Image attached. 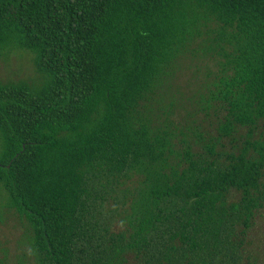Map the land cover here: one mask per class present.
Segmentation results:
<instances>
[{"label":"trees","instance_id":"trees-1","mask_svg":"<svg viewBox=\"0 0 264 264\" xmlns=\"http://www.w3.org/2000/svg\"><path fill=\"white\" fill-rule=\"evenodd\" d=\"M17 51L40 80L0 81V223L32 264H256L264 0H0ZM186 71L209 131L170 119Z\"/></svg>","mask_w":264,"mask_h":264},{"label":"rangeland","instance_id":"rangeland-1","mask_svg":"<svg viewBox=\"0 0 264 264\" xmlns=\"http://www.w3.org/2000/svg\"><path fill=\"white\" fill-rule=\"evenodd\" d=\"M188 71L179 77L180 93L183 95L182 102L173 109L170 119L174 126H199L200 131H209L213 116L204 118L203 113H196V105L188 102L194 92L195 86L186 88L187 81H193ZM203 75V74H202ZM202 75L198 78H202ZM40 76L33 67V58L27 52H12L6 58L0 59V81H25L36 84ZM193 100H197L194 98ZM192 117H187L192 113ZM165 118V117H163ZM214 121V119H213ZM214 123V122H213ZM201 126V129H200ZM198 148V147H196ZM232 196L237 197L236 194ZM23 222L12 211L5 213L4 220L0 223V256L5 257V264H32L26 244H22L24 233ZM244 251L256 261V264H264V208L261 209L253 220V226L245 237Z\"/></svg>","mask_w":264,"mask_h":264}]
</instances>
